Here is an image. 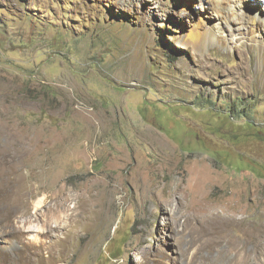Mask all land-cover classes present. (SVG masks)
<instances>
[{"label":"rangeland","instance_id":"374dc122","mask_svg":"<svg viewBox=\"0 0 264 264\" xmlns=\"http://www.w3.org/2000/svg\"><path fill=\"white\" fill-rule=\"evenodd\" d=\"M170 4L0 0V229L27 190L31 264H264V32L236 0Z\"/></svg>","mask_w":264,"mask_h":264},{"label":"bare ground","instance_id":"6f19581e","mask_svg":"<svg viewBox=\"0 0 264 264\" xmlns=\"http://www.w3.org/2000/svg\"><path fill=\"white\" fill-rule=\"evenodd\" d=\"M172 0H161V4L163 7L167 8V6L170 4ZM210 2V4L213 6V8L215 9L216 12L218 11H221L224 9V6L225 5H231V2L233 0H207ZM237 1V6L238 9H242L243 12H244V17H243V20L242 22H248L249 23V26H248V33H251V37L249 38V40L251 41H254L255 39L257 38H261L262 36H257V35H253V32L257 29V28H261V31L264 32V17H258L256 16V12H255V9L249 7L246 3V0H236ZM253 2L255 0H252ZM257 1H264V0H257ZM134 1H132L133 3ZM158 2V1H157ZM131 3L128 2L126 6H130ZM171 5V4H170ZM135 6V5H134ZM182 6L184 7L183 9H187V5L186 4H182ZM125 7V6H124ZM238 9L235 10V12L233 14H235ZM200 11V10H199ZM141 12V11H140ZM200 13V12H199ZM206 16V15H205ZM202 18V16H201ZM204 18V17H203ZM152 20V19H151ZM207 22L206 20L204 19H201V21H195V23H193V28H190V30L188 31L187 35L190 36V39L192 41H194V44L195 46L199 47V48H202L203 50V46L208 43V47H210V43L207 41V40H204V37H201L200 34H201V29L199 27V24H201V22ZM237 29H241V26L239 24H237ZM220 27L218 26V23L217 22H211L209 23V26H208V35L212 40H214L215 38L213 37H216V39L219 41V42H222L223 45H226V47L228 48V45L226 44V40L223 36H219L218 37V34L217 32L220 31ZM262 40V39H261ZM263 41V40H262ZM206 42V43H205ZM261 42V41H259ZM254 43V42H253ZM255 45V44H254ZM253 44L250 45V47H253L254 46ZM260 46V45H259ZM263 46V45H262ZM245 47V46H244ZM249 47V46H248ZM264 47V46H263ZM263 49V48H262ZM263 55V54H262ZM260 56V55H259ZM262 60V59H261ZM260 64V63H259ZM263 67H261V72L264 71V64H262ZM260 71V70H259ZM162 142V141H161ZM163 143V142H162ZM10 152V151H9ZM11 162V161H10ZM9 163V162H8ZM11 164H7V166H10ZM8 168V167H7ZM2 169V168H1ZM9 172V171H8ZM1 183H0V189H1ZM8 185V184H7ZM13 184H10L9 187H12ZM29 187V186H28ZM23 193H21V196H20V199L17 200V197L16 196H12V195H6L4 196L5 199H9V200H14L15 202L18 203V208H19V215L17 216V219H16V216H13L12 219H10V222L8 223V225L1 230V232L5 235H12V236H15L17 238V241L20 243V249L23 251V263L22 264H31V249L33 248V243L32 241L30 240L31 237H29V235L31 234L32 231H37V234L38 233H41V232H44L45 231V226L48 225V220H45L42 218V216H39V219L41 221V225H36L34 226L32 224V220H31V213L30 211L28 210V205H29V200H27V190L25 191H21ZM9 202V201H8ZM5 205V204H4ZM3 205V206H4ZM214 216H212L211 214L208 215V216H204V217H201V216H191V215H188L187 217H185L184 221L186 222H190V224H193L194 222L193 221H197V223H195L196 225H202L204 223H210L212 221ZM173 218V215L171 217H169V222H171ZM73 221H75L74 219H72ZM193 222V223H192ZM174 224L176 225V223L174 222ZM59 225L58 223H56V227L55 228H59ZM200 225V226H201ZM74 225L72 224V226L70 227V229H67V226L65 225L64 226V229L67 230L66 233H64L66 235V238L63 240V241H66L74 232ZM51 231V230H50ZM54 231V230H53ZM175 231V229H174ZM36 238V237H35ZM32 239V238H31ZM37 239V240H36ZM35 242L37 245L36 247V251H37V254L40 257H42V249L44 248V244L45 242L42 241V240H39L38 238H36ZM33 240V239H32ZM34 245V246H35ZM11 247V246H10ZM13 249H14V245H13V248L10 249L9 247L5 250V254H6V257L8 259V264H16L15 262V259H16V256L13 252ZM54 256V255H53ZM37 259V261L40 263L42 262V260L40 259ZM19 262V261H18ZM161 264H167L165 261H160Z\"/></svg>","mask_w":264,"mask_h":264}]
</instances>
